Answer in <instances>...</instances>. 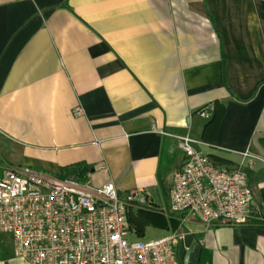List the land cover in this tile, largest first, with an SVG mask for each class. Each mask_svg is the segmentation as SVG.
<instances>
[{
	"label": "crops",
	"instance_id": "obj_1",
	"mask_svg": "<svg viewBox=\"0 0 264 264\" xmlns=\"http://www.w3.org/2000/svg\"><path fill=\"white\" fill-rule=\"evenodd\" d=\"M180 136L246 174L247 222L170 212ZM25 166L139 194L181 264H264V0H0V174Z\"/></svg>",
	"mask_w": 264,
	"mask_h": 264
},
{
	"label": "built area",
	"instance_id": "obj_2",
	"mask_svg": "<svg viewBox=\"0 0 264 264\" xmlns=\"http://www.w3.org/2000/svg\"><path fill=\"white\" fill-rule=\"evenodd\" d=\"M177 139L185 162L174 176L170 212L192 214L208 227L247 222L253 191L246 174L216 166L191 137ZM135 202L139 194L122 198L111 182L96 187L89 177L10 168L0 174V233L11 235L16 256L30 264H181L175 232L130 242L128 211Z\"/></svg>",
	"mask_w": 264,
	"mask_h": 264
},
{
	"label": "trees",
	"instance_id": "obj_3",
	"mask_svg": "<svg viewBox=\"0 0 264 264\" xmlns=\"http://www.w3.org/2000/svg\"><path fill=\"white\" fill-rule=\"evenodd\" d=\"M209 124L214 122V117H209ZM61 178H74L69 177L67 175H61L59 176ZM78 180H85V179H79ZM130 219V222L135 228L137 229L138 235H144L145 229L148 226H153L156 228H162L165 230L176 229L178 226V223L175 221V219L169 215H166L164 212L159 211L154 208L150 207H144L139 202L132 203L129 206L128 211V220ZM199 264H205L203 260L200 261Z\"/></svg>",
	"mask_w": 264,
	"mask_h": 264
},
{
	"label": "rangeland",
	"instance_id": "obj_4",
	"mask_svg": "<svg viewBox=\"0 0 264 264\" xmlns=\"http://www.w3.org/2000/svg\"><path fill=\"white\" fill-rule=\"evenodd\" d=\"M129 224H130V233H131L129 237L130 242H139V241L148 242L151 240L161 238L167 234V230L165 229L148 226L145 229L144 235H138L137 229L135 228V226L131 224L130 219H129ZM1 239L6 240L8 242L12 240L11 236L8 234L5 235V237L0 235V240Z\"/></svg>",
	"mask_w": 264,
	"mask_h": 264
},
{
	"label": "water",
	"instance_id": "obj_5",
	"mask_svg": "<svg viewBox=\"0 0 264 264\" xmlns=\"http://www.w3.org/2000/svg\"><path fill=\"white\" fill-rule=\"evenodd\" d=\"M189 256H190V252L187 253V255H186L185 259H184V264H188Z\"/></svg>",
	"mask_w": 264,
	"mask_h": 264
}]
</instances>
